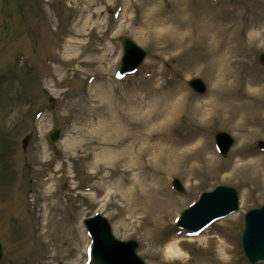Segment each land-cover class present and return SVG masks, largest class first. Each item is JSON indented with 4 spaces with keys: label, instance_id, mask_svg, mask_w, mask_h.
<instances>
[{
    "label": "rangeland",
    "instance_id": "374dc122",
    "mask_svg": "<svg viewBox=\"0 0 264 264\" xmlns=\"http://www.w3.org/2000/svg\"><path fill=\"white\" fill-rule=\"evenodd\" d=\"M263 7L264 0H0V264H95L84 221L97 214L108 219L116 239L138 243L146 264H251L240 233L245 213L264 205V151L257 147L264 140V95L239 91L261 109L262 132L243 151L239 130L217 118L203 123L189 107L229 96L215 71L223 51L211 40L210 18L219 37L228 22L239 24L238 41L253 43L240 79L253 69L264 80V43L252 41L255 24L246 28ZM122 36L147 56L134 74L119 78ZM193 78L206 83L205 94L188 85ZM163 110L166 119L157 118ZM56 126L62 134L51 145L47 135ZM124 129L174 139L195 133L207 146L135 161L136 140L117 144ZM219 131L235 141L226 157L215 144ZM144 177L155 185L134 194ZM175 178L184 193L174 189ZM98 180L105 190L93 187ZM217 185L237 189L239 210L197 234L179 230L180 214ZM49 201L61 207L56 224L48 220ZM72 225L90 238L84 262L79 230L67 236ZM217 236L232 248L223 258ZM169 246L178 251L167 254Z\"/></svg>",
    "mask_w": 264,
    "mask_h": 264
},
{
    "label": "bare ground",
    "instance_id": "6f19581e",
    "mask_svg": "<svg viewBox=\"0 0 264 264\" xmlns=\"http://www.w3.org/2000/svg\"><path fill=\"white\" fill-rule=\"evenodd\" d=\"M260 11L261 13L260 15L258 14L259 16L256 22L253 24H245L246 28H253V25L255 24L254 27L257 29L255 32H252L251 35L254 38L252 41L255 43H264V7ZM210 20L211 23L209 19L207 22H209V27L214 32V25H218L217 23L215 24V20L213 18H210ZM238 27V23L228 22L227 25H225L220 37L219 34L216 35V33H213L212 31L209 32L211 40L222 47L223 52L221 53V59L215 62L217 65L215 71L217 72V78L219 79V82L222 81L223 84L229 86L228 91L224 92V94L227 93L229 96H225L222 99L211 97L210 100L206 102H201L200 104L193 103L189 107V111L192 113V115L197 116L200 120H202L203 123H208L213 118H217L224 122H228L229 125L235 129V131L239 130L241 132L239 150L243 151L246 148L249 139L262 132V128L258 122V116L261 112V109L258 106L249 103L248 99L239 97V91L244 88L245 91H249L247 92L249 96L258 98L259 96L264 95V80L253 69H249L244 79H240L241 71L247 70L250 66L248 59V49L253 46V43L242 44L240 41H238ZM203 38L205 39V37ZM165 113L168 114L167 111L163 110L156 117L166 119L164 118ZM114 124H116V122H114ZM109 128L113 129V126H110ZM151 132L152 130H149V132L143 137L136 134H130V132L124 129V134L122 133V135L119 137L121 140L118 141L117 144L131 137L132 141L136 140L135 145L132 146V149L134 148V150L130 152V154L133 155L132 158H134L132 160L137 161L138 158L148 157L150 163L158 161L163 155H166L168 158H170L173 155L171 152L177 150H185L194 145H202V147L207 146L204 136H197L198 134L195 133H190L184 139H174L170 136L153 137ZM125 133L128 134L126 135ZM140 138L143 140L142 144L138 142V139ZM106 141L107 138L103 139L104 144H106ZM255 161L258 160L255 159ZM101 179H104V177H101ZM158 182H160V180ZM155 183V180L144 177L142 180L137 182V185L134 184V194L141 190V185L142 188L148 187L150 190L151 187L155 185ZM93 187L98 190L106 189L105 184H103L101 180L96 181ZM93 187H90V189H94ZM45 195L47 199V192H45ZM48 208L50 209V219L48 220L53 222V224H56L61 220L58 218V212L61 209L58 201H49ZM48 225L49 224L47 223L46 226ZM80 227L81 226L78 225V228H76L75 225H72L66 231H69L67 232L68 236L70 229L79 230L82 239V244L80 245L81 254L79 262H84L88 255L89 238L86 236L85 231ZM214 243L217 246L218 255L222 258L232 251V248L228 244L229 242L226 239H221V236H217L214 239ZM177 247L178 246H169L166 249V253H175L178 251Z\"/></svg>",
    "mask_w": 264,
    "mask_h": 264
},
{
    "label": "water",
    "instance_id": "95a60500",
    "mask_svg": "<svg viewBox=\"0 0 264 264\" xmlns=\"http://www.w3.org/2000/svg\"><path fill=\"white\" fill-rule=\"evenodd\" d=\"M124 56L122 60V72H132L146 57V51L136 44L130 37L120 38ZM264 62V54L261 56ZM194 90L203 93L206 89L201 79L189 81ZM60 129L55 128L49 134V140L54 143L59 137ZM30 141L28 136L23 141L26 148ZM218 144L226 156L231 145L232 137L220 132L217 134ZM264 146L263 142H260ZM175 186L182 192L184 189L178 180ZM239 209V196L235 188L218 186L214 191L205 192L200 200L191 208L185 210L178 222L181 228L191 231H199L212 221L225 217ZM86 224L94 237L93 259L97 264H146L138 255V243L134 240L123 242L117 240L111 230L108 221L98 215L88 219ZM242 249L247 259L252 263L264 262V206L249 210L244 216V227L241 233ZM2 248L0 245V259Z\"/></svg>",
    "mask_w": 264,
    "mask_h": 264
}]
</instances>
